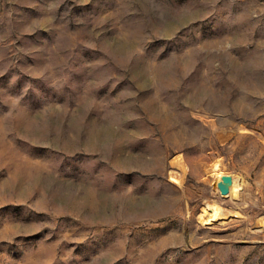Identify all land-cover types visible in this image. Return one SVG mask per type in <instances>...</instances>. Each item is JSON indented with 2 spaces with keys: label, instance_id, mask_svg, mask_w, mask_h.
Returning <instances> with one entry per match:
<instances>
[{
  "label": "rangeland",
  "instance_id": "374dc122",
  "mask_svg": "<svg viewBox=\"0 0 264 264\" xmlns=\"http://www.w3.org/2000/svg\"><path fill=\"white\" fill-rule=\"evenodd\" d=\"M261 216L264 0H0V264H264Z\"/></svg>",
  "mask_w": 264,
  "mask_h": 264
},
{
  "label": "bare ground",
  "instance_id": "6f19581e",
  "mask_svg": "<svg viewBox=\"0 0 264 264\" xmlns=\"http://www.w3.org/2000/svg\"><path fill=\"white\" fill-rule=\"evenodd\" d=\"M246 131V130H245ZM174 164L177 168L179 167L182 172L178 173L175 170L169 171V176L171 180L181 184L183 181V174L185 171V164L180 155H177L174 159ZM179 171V170H178ZM207 175L209 180L215 186L214 190L216 191L219 198H230L236 205L237 209L235 211L225 210L224 207L220 204L218 200L204 201L202 207L200 208L198 219L203 224H215L219 220H225L228 218L229 214L239 215L240 210H244L248 207L243 206L245 204V191L243 188V182H239L236 177L231 176V183L228 187V191L225 194H222L217 187L218 181L221 180L223 175H226L225 164L221 158H214L207 168ZM242 205V207H240ZM258 215V214H257ZM242 217V216H241ZM255 230H264V216L258 217L256 219Z\"/></svg>",
  "mask_w": 264,
  "mask_h": 264
},
{
  "label": "water",
  "instance_id": "95a60500",
  "mask_svg": "<svg viewBox=\"0 0 264 264\" xmlns=\"http://www.w3.org/2000/svg\"><path fill=\"white\" fill-rule=\"evenodd\" d=\"M230 183H231V176L226 174L222 176L220 181H218L217 187L222 194H225L228 191V187Z\"/></svg>",
  "mask_w": 264,
  "mask_h": 264
}]
</instances>
